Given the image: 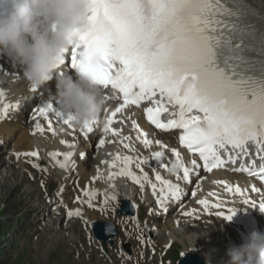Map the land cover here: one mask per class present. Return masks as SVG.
<instances>
[{
	"label": "snow or ice",
	"instance_id": "snow-or-ice-1",
	"mask_svg": "<svg viewBox=\"0 0 264 264\" xmlns=\"http://www.w3.org/2000/svg\"><path fill=\"white\" fill-rule=\"evenodd\" d=\"M91 4L90 27L79 36L71 58L73 67L92 75L104 89L110 87L122 93L123 103L107 117L105 133L119 135L113 127L117 114L129 105L148 101L153 106L145 108L147 119L161 130H182L180 143L190 152L199 153L208 172L227 163L237 164L241 155H248L249 143L256 145L257 155L264 161V0H91ZM81 45L83 53L78 51ZM80 55L85 57L83 62L78 59ZM114 61L121 66L117 67ZM169 106L175 111L169 112ZM50 113L72 126L73 119L52 103L38 109V115L45 119ZM7 114L5 108L4 115ZM132 124L139 131L137 139L150 147L153 141L148 134L135 121ZM91 125L85 124L84 128L91 132ZM35 127L40 132L45 130L39 121ZM48 129L55 134L51 120ZM99 143L104 145L105 140ZM228 145L238 151L223 159L220 150L227 151ZM124 147L130 145L125 143ZM172 152L176 157L173 168L183 166L180 152ZM20 155L17 153V158ZM23 155L39 158L38 151ZM61 155L64 162L57 159ZM152 155L163 163L164 152ZM50 156L65 168L72 153L51 152ZM117 161L123 165L118 175L130 176L141 187L142 179L151 183L147 173L141 179L131 169L133 163L137 167L147 164V159L134 160L132 156L117 154L111 167L115 168ZM191 163L194 168L199 167L196 160ZM140 170L143 172V168ZM236 170L264 181V164L257 168L255 160L251 167L241 165ZM113 175L110 173L109 179ZM189 177L190 169L183 166V179L188 181ZM155 179L162 185L157 202L167 211L165 201L169 197L179 200L182 190L159 173ZM217 183L232 195H239L243 203L257 206L247 189L227 181ZM151 187L156 194L157 185L153 183ZM251 191L261 194L258 207L264 210V193L255 185ZM84 195L90 198L91 207L96 194L85 191ZM223 203L199 200L205 209H221ZM228 211V215L223 211L216 215L230 221L236 210ZM81 214L79 209L67 213L69 217Z\"/></svg>",
	"mask_w": 264,
	"mask_h": 264
},
{
	"label": "bare ground",
	"instance_id": "bare-ground-1",
	"mask_svg": "<svg viewBox=\"0 0 264 264\" xmlns=\"http://www.w3.org/2000/svg\"><path fill=\"white\" fill-rule=\"evenodd\" d=\"M1 59L5 60L6 55L5 54L0 55V60ZM21 75L22 74L20 73L19 70L12 69L9 64H6V66L3 69L2 74L0 75V116H1L0 119L1 120L4 119V116L2 114L1 99L3 98L4 100H6V102H9L13 96L10 93V89H9L8 84H7V80L11 79L14 76L21 77ZM24 84H25L26 94L29 93L34 98V106L39 101L46 100V98H50L51 100H53V96L56 95V86H54L53 88H51L48 91H44L40 95H33V93H34V91L32 89L33 87H31L25 80H24ZM2 89H6L7 94L2 95L1 94ZM104 93H105V91H104ZM26 94H25V96H26ZM34 106L27 108V111H26V115H27V113H30V115H31L30 125L32 126V131L27 129V130H25L26 133H25V131H23V135H21L22 133L20 132V135L23 137H21L19 135L15 140L13 139L15 141V144H17L16 148L21 143H24L20 146V148L23 152H29L31 150H39L42 154H46L47 151L49 150L48 151V159L53 160L52 164L55 165V172L56 173L59 172L57 174L58 178L60 177L61 179H66L67 178L66 173H67V171L72 169V167L74 165L73 159H76L77 154H78L76 151L71 152L68 149H65L68 146V144L71 142L72 134H71L70 130L67 129L65 126L57 128V125L51 119H45L44 117L39 116L38 111H35L36 109L34 108ZM48 120L52 121V127L55 129V134H53V132L48 129ZM37 121H39L42 124V126L44 127V129H45L44 132H40V131L36 130L35 125H36ZM2 124H3V122H0V125H2ZM0 127H3L2 133L3 132L10 133L12 131V128L7 126V125L0 126ZM0 131H1V128H0ZM135 135H137V134L135 133ZM119 137H120V135H110L109 134L107 136V138L105 139L106 144L110 143L111 147H108L106 145L103 147L101 154H100L101 160L99 163V167L95 171H93L92 173L88 174V176L86 177L85 186L81 189L80 195L78 196L79 201L76 200V203H79L80 205L75 206V208H73L72 211L75 212L77 209H79L82 212L84 210V208L90 209V211L95 210L96 207L94 205V202L97 200L99 192L102 194L103 197H105V198L107 197V199H108V197H111L110 200H114V201L117 199H120V198H127L136 205V215L133 217V219L131 221H129L132 224V229L143 230L146 227L142 225L141 219H140V212H141V208L139 206L141 204L140 201H142V200L144 201V199H146L148 201L149 200H155L156 204H153L150 207L154 213V217H153V221H152L153 224L151 225V227L153 229H157L159 219L162 217H165L166 215L164 213V210L161 208L160 204L157 202L158 199L160 198V195H161L159 193V188L162 185L160 184L159 181H157L155 179V177H156V174L159 173L163 179L172 182V175L169 172H165V171H162L159 169H156V172H155L153 169H151L149 167H146V166L137 167V165L132 164L131 168H132L133 172L138 177H141V179H142L144 174L147 173L149 181H151V183H149L148 181H143V179H142V183H143L142 188H144L145 192H146L143 195L139 192L140 185L135 183L131 179L130 176L118 175L120 168L123 167V165L119 161L116 162L115 168L111 167V164L113 161H115L117 154H119L121 157L130 156V153L127 152V150H129V151L133 150L138 155L147 154L149 156L153 149L160 148L161 146L158 144L154 145V143H153L152 149L149 150L137 138H133L131 136L130 137L131 138L130 139L131 145L129 148L126 149L124 147V145H122L118 142ZM114 139H117V140H114ZM13 140H12V142H13ZM173 140H174L173 136H167L165 142L169 143V142H173ZM61 141H66V143H61ZM25 142H28L27 146H29V147L27 149H25L26 147H23V146H25ZM44 147H46V149ZM14 151H15V148H14V150L11 151V153H13ZM51 152H59L61 154H67L70 152V153H72V156L68 159L67 166L65 168H61L59 166V164L57 163V160L53 159L50 156ZM104 152L108 153V158L104 157L105 160L102 159V157H101V155ZM57 159H59L60 162H64V156L63 155H61ZM13 161H15V160L13 159ZM16 161H18V160H16ZM105 161H107L108 163H105ZM12 162H11V165L13 166ZM141 168H143V172H141V170H140ZM74 170L77 172V174L79 176H81L83 173H85V169L81 165H75ZM110 173L114 174L111 179H109ZM222 174H224L225 176H228L225 172H222ZM153 183L157 185L156 194L153 193V190L151 187V185ZM197 184H198L197 193L202 197V199L208 200V197L206 195V191L209 189L208 185H214L215 184L213 179H212V176L211 175H205L203 181H201V182L197 181L196 183H193L192 185L194 186ZM213 187L216 188L217 186H213ZM85 191H89V192L96 194L94 196V198H92V206L91 207L88 206V202H89L90 198L88 196L84 195ZM55 197L59 198L61 203L63 205H65L66 208L60 209V211L56 214L55 218L52 217L53 219L51 220L50 226L52 228L56 229L57 232L62 231V230L63 231H67V230L72 231L71 232V238H72V233L76 232V228H77L76 221L80 220V216H78V217L73 216L72 218H74L75 220L70 219V217H68V215H67V213L70 210L69 211L67 210V203L62 199V193L55 194ZM113 197H115V199H113ZM221 197H223V198L225 197V198L230 199V201H227V202L223 201L222 199H219V200H222L224 202L223 203L224 210H221V211H223L225 213V215L229 214V211H228L229 209H235L236 210V214L232 217V219L230 221L226 220L223 217H207L208 215H212L213 210H211L209 212V214H207V209L203 208V205L199 204L198 196H194V198L190 199L186 203V205H184L183 202H181L179 204V200H176V199L171 198V197H169L165 201V206L167 208L169 206H175V205H178L177 207H179L180 205L183 204L181 206L182 208L180 209V215L178 217H176L175 215L174 216L171 215V217H170L169 226L173 227L172 230L174 232L180 228L184 229L185 227H187V228H191V229L194 228L193 230H196V232L199 233L202 231V228H204L203 225L204 226L206 225L203 222L205 219H210L211 224L217 225L216 231L213 232V233H217L215 237L212 236V233H208L206 236H204V239L202 241H200V240L198 241L199 245L202 244V246L205 247L206 255L210 256V258H211V264H227L228 259H229L227 252L229 250L230 243L233 242L231 237L235 236V234L232 233L231 228L227 227V226L229 224L235 223L236 225H238L241 228L244 227L245 225H244L243 220L241 219L240 212H244V211H247L248 213L251 212V210L248 208V206L245 203H243V200L240 196H237V195L234 196L231 193H229L228 191L225 192V191L221 190ZM209 200H211L212 202H215V203L218 202V200L214 201L210 198H209ZM111 210H112V208H111ZM193 210H195V211H193ZM216 211H219V209H217ZM186 212H192L193 214L188 216V215H185ZM62 213H64L66 216L64 219H60ZM90 213H92V212H90ZM246 215L247 214H244V216H246ZM167 217H169V214L167 215ZM67 218H69V219H67ZM147 219L149 220L150 218H147ZM147 219H146L145 223L148 222ZM92 220H96V219L92 218ZM151 220H152V218H151ZM169 226H166V227L169 228ZM153 229H150V230H153ZM170 239H171V237H170ZM190 240H192V243H190V245L187 246L186 249H192V246L194 244L196 247L198 246L195 238L192 237ZM154 244L156 245L157 242H154ZM142 247H145V244H143ZM92 254H90V256L88 258L89 261L93 260ZM102 262H104V261L102 260Z\"/></svg>",
	"mask_w": 264,
	"mask_h": 264
},
{
	"label": "rangeland",
	"instance_id": "rangeland-1",
	"mask_svg": "<svg viewBox=\"0 0 264 264\" xmlns=\"http://www.w3.org/2000/svg\"><path fill=\"white\" fill-rule=\"evenodd\" d=\"M30 120L29 118V122H27L26 117L20 118L18 124H14V126L8 125L11 128L15 127L16 134L10 141L15 140L20 135V132L23 135V131L27 129L32 131ZM4 125L2 124L1 126ZM0 128L1 146L4 137L6 139L9 138L12 131L10 133H2L3 127ZM14 140L13 142H6L0 149V264H130L128 258L137 259V264L144 263L145 255L138 251V248H140L138 244L134 246V243L130 241V236L124 238H117L116 236L114 239L116 245L111 250L109 248V253H105L101 243L94 236L90 237L91 240L84 239L82 230H86L88 224L85 225L80 222L79 226L77 225L76 232L72 233V238V231L62 230L57 232L56 229L52 228L50 223L55 217L43 219L46 214H43L42 210L48 203V200L46 201L48 186L55 182V175L56 179H58V173H55V175L51 173L49 177L44 179V182L41 179V175L25 165L26 163L34 162V160L29 156L23 155V153H28L23 152L20 148L24 143H21L16 148L17 144H15ZM27 145L28 142H25L23 147L27 149L29 147ZM14 148L15 151L11 153ZM17 153L21 154L19 158H17ZM60 188L61 185L58 186L56 194L61 193ZM96 204L100 205L101 202L97 200ZM118 204H108L107 206L111 207L112 210L106 209V213H93L91 216L88 213H84V218L90 216L93 219L118 220ZM144 212L146 213V210ZM151 222L149 225L152 224ZM169 223L168 219L163 220L159 232L163 246H167L169 241H171L172 247L167 249L163 255V249L157 254L156 260H154L156 264H161V260H165L172 250L169 257L173 260V264H176L179 252L184 251L192 243V240H190L192 237L195 238L196 236L199 237V240H202L208 233H212L213 237L217 234L213 233L216 227L214 225L210 226V228L203 226L204 228L199 233L188 228L178 229L173 232ZM166 226H169V228ZM86 232L88 231L86 230ZM86 235L90 236L89 233ZM170 237L171 239L168 241ZM120 240L122 241L120 242ZM124 243H129L132 250L126 251ZM115 250H118L119 254H112ZM199 252L205 254L204 250H199ZM90 254L93 255L92 261L88 260ZM164 264H169V262Z\"/></svg>",
	"mask_w": 264,
	"mask_h": 264
},
{
	"label": "clouds",
	"instance_id": "clouds-1",
	"mask_svg": "<svg viewBox=\"0 0 264 264\" xmlns=\"http://www.w3.org/2000/svg\"><path fill=\"white\" fill-rule=\"evenodd\" d=\"M7 2L0 10V53L22 68L21 77L31 87H42L62 69L74 42L89 29L91 0ZM56 96L59 111L83 126L99 121L106 105L104 88L83 70L75 78L66 72L58 75ZM227 255V264H264V233L251 231ZM205 260L211 264L210 256Z\"/></svg>",
	"mask_w": 264,
	"mask_h": 264
},
{
	"label": "water",
	"instance_id": "water-1",
	"mask_svg": "<svg viewBox=\"0 0 264 264\" xmlns=\"http://www.w3.org/2000/svg\"><path fill=\"white\" fill-rule=\"evenodd\" d=\"M127 203V202H125ZM107 230V232H106ZM108 230L112 233H115L114 225L112 223H107V222H96L94 225V231L96 235L99 238H102L103 240L108 239ZM197 260H193L194 264H206L202 258L199 256H196ZM190 260V259H189ZM184 262L187 264V259H184ZM184 264V263H183Z\"/></svg>",
	"mask_w": 264,
	"mask_h": 264
}]
</instances>
